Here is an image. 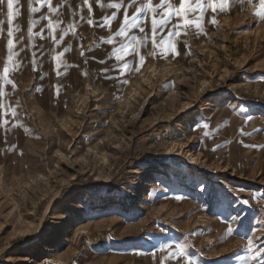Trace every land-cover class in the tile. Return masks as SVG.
Returning a JSON list of instances; mask_svg holds the SVG:
<instances>
[{
	"label": "rangeland",
	"instance_id": "1",
	"mask_svg": "<svg viewBox=\"0 0 264 264\" xmlns=\"http://www.w3.org/2000/svg\"><path fill=\"white\" fill-rule=\"evenodd\" d=\"M258 3L218 15L206 36L189 40L190 55L150 61L115 91L110 82H94V71L84 77L72 68L67 80L74 87L53 105V78L41 81L31 65L10 74L17 88L4 85V102L16 107L18 120L4 119L23 127L0 131V264H150L152 245L159 243L183 246L196 264H248L251 253L243 245L261 235L264 220V148L236 141L264 145V131L253 132L264 127ZM38 17H20L21 30ZM0 20L2 75L7 18ZM85 34L90 47L95 37ZM97 34L107 38L110 30ZM66 40L76 43L71 34ZM26 43L35 50L46 42ZM112 47L99 44L92 55L106 58ZM52 55L43 71L54 68ZM65 58L80 61L75 51ZM90 67L102 66L92 61ZM38 86L42 94H29ZM245 107L254 117L247 125L237 111ZM242 125L253 135L241 136ZM224 140L231 143L210 151ZM187 154L197 163L190 166ZM228 214L244 225L232 224L237 231L230 236L224 235Z\"/></svg>",
	"mask_w": 264,
	"mask_h": 264
},
{
	"label": "snow or ice",
	"instance_id": "2",
	"mask_svg": "<svg viewBox=\"0 0 264 264\" xmlns=\"http://www.w3.org/2000/svg\"><path fill=\"white\" fill-rule=\"evenodd\" d=\"M29 14L39 13L37 19L29 20L26 32L21 30L19 18L21 8L24 7L22 0H0V15L7 18L6 29V63L0 75V131L7 134L9 127H23V124H9L4 117L11 116L18 120V112L12 104H5L6 93L4 85H11L15 90L17 85L10 79L13 72L23 74L24 70L31 65L33 72H41L39 79L53 78L51 84V104L60 102V97L74 85L68 82L69 69L75 68L80 76L88 77L89 71H94L96 76L94 82L104 80L111 83L113 91L117 90V85L122 88L131 83L132 78L141 74L142 70L150 61H171L179 57L188 56L190 51V39H198L206 36L208 30L206 25H217V16L220 14H231L255 4V0H79L76 3H69L68 0H26ZM38 5V7L36 6ZM47 9V11H43ZM66 16L69 19L66 20ZM207 17V18H206ZM264 20V0H259L254 19ZM14 21L16 23L14 24ZM46 21V23H41ZM4 20H0V35L5 32ZM66 27H61L65 25ZM116 25L113 27V25ZM87 26V27H85ZM254 26V24H253ZM39 28L34 31V28ZM110 30V34L105 38L98 35V30ZM95 37L90 47H85L84 41L88 39L85 34L89 32ZM71 34L76 41L66 40ZM34 37H39L46 43L38 45L35 50L30 43ZM113 45L106 58H98L92 53L96 52L99 44ZM51 43V47L48 43ZM118 45V46H116ZM62 46V50H57ZM80 58L79 62H70L66 59V54L74 52ZM22 53H30L22 55ZM52 55L55 66L51 72L43 71V66L47 63V56ZM101 65L100 68L92 69L90 62ZM109 61H114L109 63ZM88 68L85 71L81 67ZM116 75H112V73ZM155 74V73H154ZM264 79V75L261 76ZM42 86L34 87L29 94L43 93ZM100 99V97H97ZM12 101L17 106L20 101L14 97ZM231 106V105H230ZM237 111L244 118V125L253 121L254 117L249 114L250 109L237 108ZM203 128L207 129L205 123ZM29 129L25 128V132ZM264 131V127L253 129V132ZM238 132L241 136H251L253 132H246L242 125ZM212 133L204 131L203 136L209 137ZM243 148H264V145L255 143H245L243 139L236 141ZM231 141L224 140L223 144H216L210 149L213 153L226 147ZM13 144L12 148L15 149ZM25 155L23 151L20 156ZM243 189H239L242 192ZM176 201L184 199L183 196L173 197ZM248 204L247 199L242 201ZM231 206V205H229ZM264 209V205H261ZM226 229L224 235L230 236L237 231L232 224L237 227H244L243 222H238L237 217L230 214L225 215ZM231 221V223H228ZM261 225V235L247 238L243 245L251 253L248 264H264V220L259 221ZM163 233L164 229L161 228ZM158 239V238H155ZM259 240L260 243H256ZM155 251L149 253L150 264H168L169 261H176L177 264H196L186 253L183 246L171 243L153 244ZM137 255H143L137 253Z\"/></svg>",
	"mask_w": 264,
	"mask_h": 264
},
{
	"label": "crops",
	"instance_id": "3",
	"mask_svg": "<svg viewBox=\"0 0 264 264\" xmlns=\"http://www.w3.org/2000/svg\"><path fill=\"white\" fill-rule=\"evenodd\" d=\"M23 1H25V0H22V3H23ZM24 4V3H23ZM25 6V5H24ZM38 7V6H37ZM23 9V14L21 15V17L23 16L24 18H27L28 16H29V13H28V11H27V8L26 7H24V8H22ZM43 11H47V9H43ZM32 14H34L35 15V17H37V16H39L40 14L39 13H32ZM0 18H4V19H6V16L5 15H0ZM66 19H69V17H67L66 16Z\"/></svg>",
	"mask_w": 264,
	"mask_h": 264
},
{
	"label": "bare ground",
	"instance_id": "4",
	"mask_svg": "<svg viewBox=\"0 0 264 264\" xmlns=\"http://www.w3.org/2000/svg\"><path fill=\"white\" fill-rule=\"evenodd\" d=\"M188 155V154H187ZM175 157H178V155L177 156H175ZM187 159H188V161L190 162V166H193L194 164H196L197 162H196V159L195 158H193V156H191V155H188L187 157H186ZM85 196V195H84ZM87 197V196H86ZM88 198V197H87ZM51 202V201H50ZM47 209V208H46ZM49 209V208H48Z\"/></svg>",
	"mask_w": 264,
	"mask_h": 264
}]
</instances>
